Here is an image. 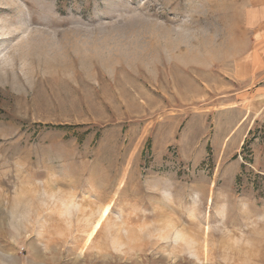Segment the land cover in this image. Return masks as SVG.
Wrapping results in <instances>:
<instances>
[{
    "label": "rangeland",
    "instance_id": "374dc122",
    "mask_svg": "<svg viewBox=\"0 0 264 264\" xmlns=\"http://www.w3.org/2000/svg\"><path fill=\"white\" fill-rule=\"evenodd\" d=\"M0 30V264H264V0H0Z\"/></svg>",
    "mask_w": 264,
    "mask_h": 264
},
{
    "label": "bare ground",
    "instance_id": "6f19581e",
    "mask_svg": "<svg viewBox=\"0 0 264 264\" xmlns=\"http://www.w3.org/2000/svg\"><path fill=\"white\" fill-rule=\"evenodd\" d=\"M4 32L0 30V37L3 36ZM127 167V166H126ZM126 177V176H125ZM121 185V184H120ZM109 205L105 206L101 212H100V215L98 217V219L94 222L93 226H92V230L90 231V234H89V238H91L94 234V232L100 227L101 225V222L103 221L104 217L106 216V214L108 213L109 211ZM88 238V239H89Z\"/></svg>",
    "mask_w": 264,
    "mask_h": 264
}]
</instances>
